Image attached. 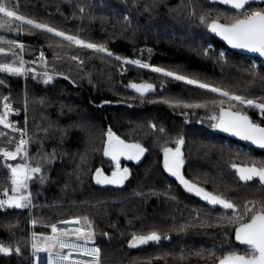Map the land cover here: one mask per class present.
<instances>
[{"label":"trees","instance_id":"obj_1","mask_svg":"<svg viewBox=\"0 0 264 264\" xmlns=\"http://www.w3.org/2000/svg\"><path fill=\"white\" fill-rule=\"evenodd\" d=\"M3 2L25 19L107 52L20 22L0 27V48L18 53L12 64L22 68L20 74L0 72V116L11 125L0 124V190L13 193L8 165L24 162V156L11 160L2 151H15L25 124L30 166L41 169L30 179L27 207L0 208V246L12 250L0 252V264H35L32 245L52 234L53 224L75 218L94 233L99 264H218L232 252L250 254L234 235L248 220L243 207L264 202V184L240 180L233 165L264 167V152L224 135L217 125L221 108L262 126L264 114L164 75L173 72L264 103L263 62L254 65L256 58L229 50L208 30L211 21L232 23L245 10L209 0ZM246 9L262 11L264 3ZM136 60L149 67L126 62ZM132 84L154 87L141 95ZM196 104L204 106H185ZM109 130L146 149L139 160H119L128 169L120 185L96 182L97 169L109 178L117 169L104 155ZM181 139L187 179L235 209L180 192L165 175L164 149ZM152 232L158 242L131 246L134 237Z\"/></svg>","mask_w":264,"mask_h":264},{"label":"snow or ice","instance_id":"obj_2","mask_svg":"<svg viewBox=\"0 0 264 264\" xmlns=\"http://www.w3.org/2000/svg\"><path fill=\"white\" fill-rule=\"evenodd\" d=\"M224 4L231 5L234 9H244L245 11L241 13L243 18H236L232 23L221 24L218 21H212L210 28L212 32L221 35L228 43L232 44L233 47L237 48H248L251 51L259 52L264 55V10L262 11H248L245 6L249 4L250 0H221ZM0 15L4 18L0 21V27L5 24L11 26L15 22H20L21 24H27L36 29H43L47 32L53 33L56 36L63 37L64 39L74 42L78 45H82L87 48L95 49L100 52H107V49L103 47H98L95 44L85 43L83 40H79L76 37L68 36L63 32L57 31L47 25L35 23L31 19H25L24 16L18 15L17 11L13 10V6L6 4L3 0H0ZM203 19V18H202ZM13 44L15 47L23 50V44H16L15 41L8 42ZM5 49L0 48V53H4ZM13 55L18 53L13 52ZM111 55V53H109ZM73 59H77L73 57ZM117 59H120L117 57ZM129 63L136 64L142 68H147L149 65L143 64L140 61H126ZM153 71L164 72L163 69L154 68ZM0 72H10L13 74H20L22 68L15 67L14 64L0 63ZM164 75L174 77L177 80H184L188 84H196L200 88L210 89L212 92H218L220 95L228 97L230 100L238 101L240 104H246L250 107L257 108L264 114V103H256L252 99H245L239 95L231 94L227 91H222L219 88L211 87L210 85L200 83L194 79H188L182 75H176L173 72H164ZM50 80L51 77H48ZM131 87L135 89L141 95H144L147 91L153 90V85L150 84H132ZM186 107H203L204 105H185ZM9 106L6 104L5 108ZM214 119L216 117H213ZM0 124L5 127H11L6 122V116H0ZM221 127L224 131H231L235 135L241 136L242 139L252 140L254 143L260 144L264 147V127L255 124L247 115L241 114L239 111H226L221 108V116L219 118V123L217 125ZM154 128L155 125H152ZM107 142L104 149V155L109 156L113 161L116 162L117 170L112 173L111 178L102 175V171L96 170V182L98 184H123L125 179L128 177V169L120 168L119 159L121 156L126 157L129 160H139L140 157L145 153L146 149L139 143H126L124 140L115 136L110 130L107 133ZM11 143V141H9ZM27 142L21 139L19 144L16 145L15 151H2V155L5 158L15 160L17 155L22 152L26 156L27 153L24 152L23 145ZM178 144H183V140H179ZM183 165L182 153L180 147H176L174 150L171 148L164 149V167L173 176L177 177L181 184H183L189 191H195L197 195L202 196L203 199L208 201L213 205H221L225 209H235L236 205L227 199L220 196L213 195L210 192L205 191L203 188L196 186L186 180L183 175H181L180 169ZM11 171L13 185L12 191L16 193L15 196H9L6 200H0V208L8 205L15 208L27 207L30 203L31 193L24 195L22 190L28 188V181L32 179V174L40 173V167H30L27 164H19L16 166L8 165ZM239 173L240 180L244 182L252 181L254 178H259L261 183H264V167L257 168L254 165L251 167L244 166L238 167L233 165ZM5 195L7 191L5 190ZM255 209V211H253ZM248 215V222L240 223L239 227L235 230V238L241 244H245L250 248V254L239 255L235 252L229 253L219 261V264H264V202H261L259 207H257L256 202H248L241 212V215ZM80 219L75 218L74 220L61 221L63 224H80ZM51 231L56 235L48 238L50 243L48 247L40 248L37 244H33L32 248L36 251H44L48 253L47 264H90L88 261H76L72 259V253L75 251L80 255H91L95 259V264H99V248L88 249L83 246L72 244L67 242L64 237L76 236L79 239H83L88 242L93 239L94 233L91 231L85 232L81 228H76L72 231L65 229H59L55 224L51 226ZM160 236L156 232H152L148 235L136 236L133 238L131 243L132 247H136L140 244H147L149 242H158ZM59 247L60 249H69L67 254L63 253H53L52 248ZM12 250L3 246H0V252L10 253ZM19 251V249H16Z\"/></svg>","mask_w":264,"mask_h":264},{"label":"rangeland","instance_id":"obj_3","mask_svg":"<svg viewBox=\"0 0 264 264\" xmlns=\"http://www.w3.org/2000/svg\"><path fill=\"white\" fill-rule=\"evenodd\" d=\"M241 18H243V17H241ZM73 37H76L77 39L80 40V38L78 36H73ZM72 43L75 46H78V44H76L74 42H72ZM225 53H226V50L225 49H221L220 54L224 56ZM13 59H14V56L12 55V52L11 51L5 50L4 53H0V63L12 64L13 63ZM253 62H254V65H258L257 58L254 59ZM6 122L9 123L8 118H6ZM22 137H26L27 138V147L25 148V151H24V152L27 153V155L25 156L24 153L22 152L21 154L24 156V162L17 163L16 165H19V164H27V165L30 166V163H29V135H28V132H27V125L26 124H25V129H24L22 135L20 136V139ZM15 148H16V146H15ZM171 149L174 150V148H171ZM127 160H129V159H127ZM16 165H14V166H16ZM29 185H30V180L28 181V188L26 190H22V192H23L24 195H28V193H30L29 192ZM15 195H16V193H14V192L11 194V196H15ZM30 200H31V196H30ZM55 225L59 229H65V230H68V231H72V230H74L76 228H81L80 224H75V223L63 224V223L59 222V223H57ZM53 235H56V234L55 233H52V234H49V235H43L40 238V242L37 241V242H35V244H37L40 248L48 247V245L50 243H53L52 241H49L48 238L51 237V236H53ZM63 239H65L69 243L76 244V245H79V246H83V247H86L88 249L98 248L93 243L92 240H90L88 242H85L83 239H79V238H77L74 235L73 236L64 237ZM248 250L251 251L249 247H248ZM33 251H34L35 264H47V257H48V253L47 252H44V251H36L34 249H33ZM51 251L53 253H63V254H67L68 251H69V249H60L57 246L56 248H52ZM72 259L73 260H76V261H88V262H90V264H95V259L91 255H87V256L80 255V254L76 253L75 251H73V253H72Z\"/></svg>","mask_w":264,"mask_h":264},{"label":"water","instance_id":"obj_4","mask_svg":"<svg viewBox=\"0 0 264 264\" xmlns=\"http://www.w3.org/2000/svg\"><path fill=\"white\" fill-rule=\"evenodd\" d=\"M211 3H218V4H221V5H224V6H226V7H229V8H231V9H234L231 5H229V4H224V3H222L221 2V0H209ZM264 3V0H250V2H249V4L248 5H246L245 6V8H247L250 4H263ZM234 10H236V11H238V12H241L243 9H234ZM213 21H218L219 23H221V24H229V23H225V22H222V21H219V20H213ZM212 22V21H211ZM211 22H210V24H211ZM210 24H209V26H208V30H209V32L213 35V36H215L219 41H221L229 50H231V51H233V52H236V53H240V54H244V55H247V56H251V57H254V58H257V59H259V60H261L262 62H263V64H264V55H262L261 53H259V52H255V51H251L250 49H248V48H237V47H233V45L232 44H230V43H228V41L227 40H225L221 35H218L217 33H215V32H212L211 31V28H210ZM226 111H229L230 109H225ZM230 111H233V112H236V111H234V110H230ZM241 114H243V113H241ZM243 115H245V114H243ZM219 123V122H218ZM261 127H264V126H262V125H260ZM219 129H220V131L224 134V135H226V136H228V137H230V138H233V139H235V140H237V141H239V142H241V143H243V144H245V145H247V146H250V147H253L254 149H256V150H258V151H261V152H264V147H261L260 146V144H258V143H254L252 140H245V139H242L241 138V136H239V135H235L233 132H231V131H224L221 127H219ZM181 145L182 144H178V147H181ZM255 166V167H257V168H261L260 166H258V165H256V164H250V165H244V164H241V165H238V167H244V166H248V167H251V166ZM237 173H238V171H237ZM238 175H239V173H238ZM255 179V178H254ZM256 179H258L259 180V178H256ZM261 184H264V183H261ZM246 222H248V221H246ZM246 222H243V223H246ZM237 227H239V225L237 226ZM234 237H235V235H234ZM235 240H236V238H235ZM237 241V240H236ZM239 244H241L239 241H237ZM241 245H245V244H241ZM237 254H239V255H246V254H244V253H237ZM221 259H223V257L222 258H220L219 260H218V264H219V261L221 260Z\"/></svg>","mask_w":264,"mask_h":264},{"label":"flooded vegetation","instance_id":"obj_5","mask_svg":"<svg viewBox=\"0 0 264 264\" xmlns=\"http://www.w3.org/2000/svg\"><path fill=\"white\" fill-rule=\"evenodd\" d=\"M176 147H178V145L176 146ZM176 147H174V149L176 148ZM180 150H181V153H182V145H181V147H180ZM127 160V158L126 157H124V156H121L120 157V159L119 160ZM182 160H183V153H182ZM244 165H250V164H244ZM183 166H184V164L182 165V167H181V169H180V172H181V175H183V177L186 179V180H188L187 179V177L185 176V173H184V168H183ZM162 167H163V169H164V172H165V175L167 176V177H170L172 180H173V182H174V184H175V187L178 189V191H180V192H184V193H191V194H193V195H197L196 193H195V191H189L183 184H181L180 183V181H179V179L177 178V177H175V176H173L170 172H168L167 170H166V168L164 167V153H163V161H162ZM121 168V167H120ZM117 170V169H116ZM236 171H237V169H236ZM238 174V173H237ZM239 176V175H238ZM253 180H257V181H259L258 179H253ZM190 183H192V184H195V183H193V182H191L190 180H188ZM260 182V181H259ZM261 183V182H260ZM196 185V184H195ZM196 186H198V185H196ZM198 187H200V186H198ZM201 188V187H200ZM183 195V194H182ZM198 196H200V195H198ZM183 197H185V196H183ZM202 197V196H201ZM226 212H228V211H226ZM248 221V220H247ZM246 222V221H245Z\"/></svg>","mask_w":264,"mask_h":264},{"label":"built area","instance_id":"obj_6","mask_svg":"<svg viewBox=\"0 0 264 264\" xmlns=\"http://www.w3.org/2000/svg\"><path fill=\"white\" fill-rule=\"evenodd\" d=\"M8 110V109H7ZM21 139H24L27 142V138L26 137H22ZM20 142V141H19ZM18 142V144H19ZM27 147V143L25 145H23V149L25 151V148ZM11 196V193L7 192V195H5V190L1 189L0 190V200H6L8 199V197ZM6 206V205H5Z\"/></svg>","mask_w":264,"mask_h":264}]
</instances>
